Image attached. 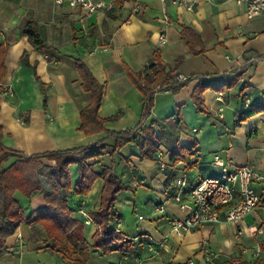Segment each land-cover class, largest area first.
Returning a JSON list of instances; mask_svg holds the SVG:
<instances>
[{
    "label": "crops",
    "instance_id": "obj_1",
    "mask_svg": "<svg viewBox=\"0 0 264 264\" xmlns=\"http://www.w3.org/2000/svg\"><path fill=\"white\" fill-rule=\"evenodd\" d=\"M181 2L124 0L121 7L114 5L110 11L86 16L67 3L57 5L53 0H0V46L6 47L7 68L2 85L13 90L12 96L0 95V127L8 149L32 156L101 142L112 146L115 139L108 137L109 133L135 130L146 114L143 94L127 70L143 74L157 57L176 81L178 76L186 78L176 91L156 89L151 118L176 120L180 113L179 144L197 140L198 165L193 169L181 162L173 165L164 148L154 161L141 159L133 143L122 149L117 154L116 175L129 190L118 194L111 224L115 231L121 222L120 232L113 233L117 240L112 252L104 255L93 250L86 264H187L191 260L206 264L200 245L204 240L219 255L221 264H264V236L248 231V227L264 225V210L245 218L246 229L241 236L230 224L185 234L172 232L170 218L188 215L176 201L182 177L190 182L218 177L220 170L212 165L216 156L264 173V111L236 125L238 116L249 112L244 102L264 108V16L248 18L245 6L234 0ZM31 20L50 48L45 53L35 49L22 32ZM184 29L199 40L189 35V45L182 35ZM161 35L166 36L165 43ZM192 46L204 51L195 55ZM78 61L103 87L99 116L106 121L105 133L87 136L80 130L81 112L90 105L91 94L83 88ZM236 71L240 79L225 93L224 102L219 100L220 93L208 89L204 101L209 115L198 113L192 99L198 85L230 81ZM109 163V156H104L97 171ZM70 171L75 184L78 168L72 166ZM104 186L105 182L98 179L86 197L69 193L73 216L84 221L89 243L100 231L91 214L100 209ZM16 196L27 218L46 206L42 194L30 199ZM160 206L164 213L157 210ZM45 236L43 226L27 221L16 230H1L0 264H72L59 253L44 251L48 246ZM122 244L123 252L117 250ZM257 244L263 251L259 259L253 256Z\"/></svg>",
    "mask_w": 264,
    "mask_h": 264
},
{
    "label": "trees",
    "instance_id": "obj_2",
    "mask_svg": "<svg viewBox=\"0 0 264 264\" xmlns=\"http://www.w3.org/2000/svg\"><path fill=\"white\" fill-rule=\"evenodd\" d=\"M124 0H113L114 5L121 7ZM22 32L28 37L30 44L37 50L47 52L50 48L44 43L39 33L37 24L31 20L22 28ZM184 38L191 44V31L184 29ZM195 40L199 38L192 34ZM200 42V41H199ZM195 55L204 49L190 48ZM6 47L0 46V95L4 92L2 85L7 77L5 66ZM23 61L26 62L24 56ZM83 88L91 94V103L81 112L82 125L80 130L87 136L105 133L104 123L99 116V110L103 99V87L92 76L91 72L81 62H77ZM230 81L223 80L217 84L200 83L194 90L192 99L198 113L209 115L205 107L204 93L208 89L215 90L225 95L234 88L240 79L238 71ZM127 75L134 85L141 91L146 102V114L139 126H142V141L135 145L140 151V158L154 161L161 149L164 148L170 154V162L173 165L185 163L188 169H193L199 163L197 155L198 142L192 138L185 144H179L182 132V117L178 113L176 120H158L151 118L154 107V93L159 85H166V89L173 91L182 87L185 82H177L167 72V67L156 57L155 63H150L143 74H134L127 70ZM264 108L251 107L249 112L238 116L236 125H240L250 117L263 113ZM115 119V118H114ZM149 120L147 123L145 120ZM137 129V128H136ZM135 130L120 134H108L114 138L112 146L101 142L92 147L68 149L63 151L45 152L27 156L23 152L8 149L4 143V132L0 127V231L3 229H18L24 222L31 225L43 226L48 246L44 251L50 254L59 253L64 261L72 264H86L87 255L93 250L102 254L112 252V246L117 240L112 231V209L116 204L117 196L123 191L129 190L122 179L116 175L117 154L134 141ZM109 156L110 163L104 165L99 172L96 169L104 156ZM46 162L53 163L48 165ZM76 166L79 178L73 184L70 168ZM101 179L105 182L102 192L101 206L97 212L91 214L92 222L99 226L92 239L87 242L84 235L85 223L73 216L74 209L70 208L69 193L78 197H86L94 183ZM21 194L30 199L34 194H42L46 206L26 217L25 208L20 204L16 195ZM125 244L117 248L123 252Z\"/></svg>",
    "mask_w": 264,
    "mask_h": 264
},
{
    "label": "built area",
    "instance_id": "obj_3",
    "mask_svg": "<svg viewBox=\"0 0 264 264\" xmlns=\"http://www.w3.org/2000/svg\"><path fill=\"white\" fill-rule=\"evenodd\" d=\"M57 5L68 4L71 8L83 11L86 16H93L100 10L110 11L114 7L113 1L107 0H53ZM166 2L167 0H162ZM174 4L182 3L181 0H170ZM238 5L245 6L248 18L264 16V0H234ZM190 4L188 9L191 10ZM161 42L165 43L166 36L161 35ZM149 66V65H148ZM186 78L178 76L177 82H185ZM166 86L159 85L158 90ZM11 87L4 88L3 96H12ZM223 94H219V100L223 103ZM244 109L249 111L251 106L244 102ZM223 112V108L220 110ZM142 126H138L134 134V142L142 141ZM161 154L159 153L158 156ZM212 165L220 170L218 177H207L202 180L195 179L190 182L182 177L177 184L176 201L182 210H187L188 215L184 219L170 218L172 232L185 234L196 232L206 226L230 224L236 229L237 236H241L246 229L245 218L257 210H264V173L251 167H239L222 160L219 156L213 159ZM161 164L160 168L164 169ZM261 186V191L257 187ZM189 199L186 202L185 199ZM161 213L165 212L163 206L157 208ZM121 222H118L116 233L120 232ZM248 231L256 236H264V225L261 228L248 227ZM201 252L206 264H221L219 255L210 246L207 240L202 241ZM262 247L257 244L253 256L259 259L262 256ZM187 264H195L193 260Z\"/></svg>",
    "mask_w": 264,
    "mask_h": 264
}]
</instances>
